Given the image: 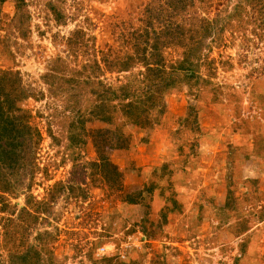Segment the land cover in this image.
Masks as SVG:
<instances>
[{
	"label": "rangeland",
	"instance_id": "374dc122",
	"mask_svg": "<svg viewBox=\"0 0 264 264\" xmlns=\"http://www.w3.org/2000/svg\"><path fill=\"white\" fill-rule=\"evenodd\" d=\"M0 264H264V0H0Z\"/></svg>",
	"mask_w": 264,
	"mask_h": 264
}]
</instances>
